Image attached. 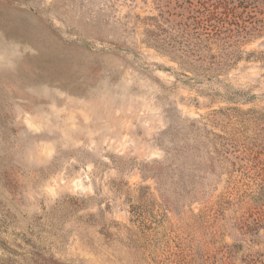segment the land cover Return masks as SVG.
<instances>
[{
    "label": "rangeland",
    "instance_id": "rangeland-1",
    "mask_svg": "<svg viewBox=\"0 0 264 264\" xmlns=\"http://www.w3.org/2000/svg\"><path fill=\"white\" fill-rule=\"evenodd\" d=\"M203 1L217 38L184 0H0V264H264V0Z\"/></svg>",
    "mask_w": 264,
    "mask_h": 264
},
{
    "label": "trees",
    "instance_id": "trees-1",
    "mask_svg": "<svg viewBox=\"0 0 264 264\" xmlns=\"http://www.w3.org/2000/svg\"><path fill=\"white\" fill-rule=\"evenodd\" d=\"M184 1L187 3L186 6L182 7V8H184V13H185V16H184V14H182V16L184 17V21H177L176 23H174L173 21H170L169 17H167V19H166V20H168L169 23H172V27H175V28L179 29V31H181V33L184 32L186 34H190L194 30L195 36L194 37L191 36L190 39L194 38L196 40H200L199 38L201 35L207 36V35H209L210 31H214L215 36H216L214 38H217L219 36V34H221V31L216 33L218 30L217 28L212 29L213 28L212 27L211 29H209L207 27L208 25L204 26L203 23H201L199 21L201 19L199 17V15H201V16L204 15L205 19H206L210 16H213L215 11L211 10V8H209V7H205V5L201 3V2H204L203 0H195L196 3H193L191 0H184ZM236 1H238L240 6H242L245 9L246 8L247 9L252 8L255 10L258 8L257 5L259 4V3H257L256 0H236ZM165 13L169 16L168 10ZM147 19L150 21H155V24H153V27L159 28V26H161V25H158L156 17H149ZM163 29H165V28H161V30H163ZM146 33L149 36H153V39L155 38L154 36L157 35V34H155V29H147ZM228 33H229L228 41L231 42L232 41L231 38L233 36L234 30L228 28ZM191 34H193V33H191ZM155 40H157V39H155ZM189 41H188V43H186V45H188V46H189ZM195 47H196V45H195ZM189 49L191 50V53H193L194 50H198L197 48H194V45H192V47H190ZM214 58H215V55L212 53L210 56V59H214Z\"/></svg>",
    "mask_w": 264,
    "mask_h": 264
}]
</instances>
